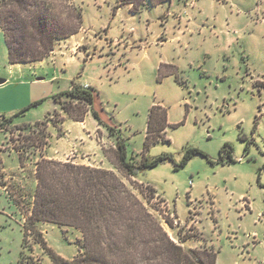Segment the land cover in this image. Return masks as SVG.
Returning <instances> with one entry per match:
<instances>
[{"label":"rangeland","instance_id":"rangeland-1","mask_svg":"<svg viewBox=\"0 0 264 264\" xmlns=\"http://www.w3.org/2000/svg\"><path fill=\"white\" fill-rule=\"evenodd\" d=\"M55 1L82 6L84 28L81 15V21H76L78 33L57 40L48 53L51 59L36 65L42 84L19 90L10 86L1 94L0 122L11 119L0 123V264H55L32 234L28 232L23 241L35 189V162L45 156H56L50 158L61 162L83 158L89 166L113 170L174 241L176 232L184 237L196 234L181 244L215 250L216 264H264V219H257L264 212V0H172L169 18H180L167 25L162 38L173 36L174 41L158 53L173 57L177 64L173 76L162 79L140 53L125 48L128 39L120 29L127 32L130 23L126 21L114 23L106 37H123V44L116 46L120 52L107 57L104 31L96 28L90 14V6L114 5L113 1L120 5L131 1L130 11L136 12L147 0ZM151 21L155 22L152 32L164 31L155 14ZM80 36L79 48L92 40L88 58L85 49L76 54V37ZM161 68L162 72L172 70ZM19 70L7 60L0 29V78L30 83L25 69ZM72 82L93 87L94 108L103 123L91 112L83 123L75 122L60 110L55 97ZM21 91L38 98L21 112H3L20 102L17 94ZM153 103L165 106L168 123L176 125L166 127L162 139L143 151ZM82 109L76 104L73 112ZM42 120L39 127L25 128ZM108 127L114 128L115 135L109 134ZM118 139L125 143L128 160L131 155L140 158L142 152L148 161L163 159L126 179L112 167ZM225 145L231 148V159L228 150H223ZM10 146L22 149V157L16 151L8 154ZM188 149L202 154L184 159ZM148 185L156 191L152 198L147 195ZM36 224L52 253L66 260L79 253L77 229L50 222Z\"/></svg>","mask_w":264,"mask_h":264},{"label":"trees","instance_id":"trees-1","mask_svg":"<svg viewBox=\"0 0 264 264\" xmlns=\"http://www.w3.org/2000/svg\"><path fill=\"white\" fill-rule=\"evenodd\" d=\"M164 1L168 0L145 2L149 6ZM59 3L55 0H0V29L9 64L42 60L57 40L77 32L76 21H81L82 8L69 1L63 5ZM161 67L157 69L158 79L172 73L162 72ZM55 98L60 100V110L72 120L82 121L85 113L90 111L101 122L92 109V87L72 82L68 90ZM76 104L83 108L78 114L73 112ZM167 118L165 106L153 103L149 107L143 151L162 139L166 127L176 125L168 123ZM10 119L3 121L10 122ZM42 122L37 121L25 128L39 127ZM108 129L110 135H115L114 128ZM223 150H228L231 159V148L225 145ZM196 153L201 152L188 149L184 159ZM114 158L113 169L128 179L133 178L139 168L152 166L163 156L148 161L142 152L140 158L131 155L128 160L125 143L118 139L114 142ZM34 174L33 202L26 217L23 241L28 232L32 234L41 247L49 251L55 264H216L215 250L181 244L197 237L196 234L191 232L184 237L176 232L177 241H174L158 217L113 170L41 157L35 162ZM147 189V195L154 197L155 188L148 185ZM163 220L173 227L171 220L164 217ZM40 221L77 229L80 233L79 253L71 260L52 253L36 228Z\"/></svg>","mask_w":264,"mask_h":264},{"label":"crops","instance_id":"crops-1","mask_svg":"<svg viewBox=\"0 0 264 264\" xmlns=\"http://www.w3.org/2000/svg\"><path fill=\"white\" fill-rule=\"evenodd\" d=\"M113 2H114V5H111L109 2H107V3H105L104 6H101V7H99L98 5H96V7L90 6V14L92 16L93 22L97 26L96 28H101V30L104 31L103 37H105L104 40L107 41V43H108L107 47L109 48V50L107 52V54H108L107 57H109L111 59V58L115 57L120 52V49L117 48L116 46H120L123 44V39H122L123 37L122 38L121 37L106 38V37L108 35H110V32L112 30V26L114 23H116L118 21H120V22L126 21L127 23H130L129 24L130 27L126 29L127 32H125L124 29H122V28L120 29L121 35H125L126 38L128 39V41L125 42V48L130 47L129 52H131V50H132L131 48H134L135 53H137V54L140 53L141 59H144L145 61H147V64H149V66L152 67L156 72H157V69L160 65H162L163 67H165V66L170 67L172 69L170 72H172V73L168 74L162 78H171L174 74L173 68L176 67L177 63L175 62L173 57H171L169 55L162 56L161 53H158V52L161 48H163V46L165 44H167L168 42L174 41L173 36L172 37L171 36H168V37L164 36L162 38L163 35H167L166 34L167 25L169 23H171V21H177L180 18L177 15H174L173 18H169V17L173 16L169 11H167L168 9H170L173 6L172 0L164 1L162 3H154L153 5H149V6L142 4V8H139L138 11H136V12L130 11V7H131V3H132L131 1H129L123 5L118 4V2H116V4H115V1H113ZM166 5H167V7H166ZM154 14L156 15V18L158 19V24L165 26V27L163 26V29H164L163 32H161L160 30L158 31V33L151 31L150 26L155 24L154 21H151V18ZM137 18H138V21H137V23H135L134 21ZM84 23H85L84 12L82 9V25H81V28H84V25H83ZM115 26H116L115 28H118L117 25H115ZM77 33L78 32H76V34ZM99 38L101 39L102 35H99ZM82 39H83V36H80L78 38L76 37V54L78 52L81 53L85 49L83 51V53L85 52V55L88 58L89 54H90L89 50L91 47L92 40H90L88 42L89 45L87 47L84 46L83 48L82 47L79 48V44L81 43V42L79 43V41H81ZM94 40H96V38ZM233 40L234 39L232 37L229 38L230 42H232ZM97 42L98 41H96L94 43V46L97 44ZM49 57H50V55H48V58L46 57V59L44 58L42 60L33 61V62L12 63L11 64L12 66L21 67V70H19V71L23 72L25 69L28 76H30L29 77L30 83H28V81H19V80L11 82V83H9L8 81L7 82L4 81L3 84H0V99L2 98V95H1L2 92L10 86H14L15 88H13V89L19 90V88L23 87V86L30 87L33 85L42 84L41 80H43V79L41 76L37 75L39 73L37 71L36 65H38V64L40 65L41 63H43L47 59H51ZM22 65L26 66V67L22 68L23 67ZM31 69H35V70H32L33 72L31 71L32 73H29L28 70H31ZM31 75H34V76L31 77ZM22 76H24V75H22ZM78 85H82V86L87 85V86L92 87L88 83H82V84H78ZM24 93H26V92L21 91L20 93H18L17 94V100L20 102H18L17 104H15L12 107L4 109L3 112H5V110L19 111V110L24 108L25 104L33 103L38 98L31 93H26L25 94L26 99L22 100V98H23L22 95ZM94 99H95V97H94V91H93L92 109L96 111V108H94V106H95V104H94L95 100ZM96 112L98 113V117L100 115V117L102 119V115L99 114L98 111H96ZM88 113H90V111H87L85 113V115H87ZM102 120L104 121V119H102ZM102 120H100V121L102 122ZM77 122L83 123L84 119L82 121H77ZM13 151H16L18 156L20 155L19 152L21 150L20 149H14L12 146L8 147V150H6V152L8 154H11ZM1 152L2 151H0V163H3L2 157H1V154H2ZM45 157L46 158H50V157L57 158L56 156H45ZM72 162L78 163V164L80 163V164L91 165L90 163L83 162V158H80V161H76V162H75V160H72ZM102 167L109 169L108 167H105V166H102ZM35 183H36V180H35ZM32 200H33V194H32ZM37 223H39V222H37Z\"/></svg>","mask_w":264,"mask_h":264},{"label":"built area","instance_id":"built-area-1","mask_svg":"<svg viewBox=\"0 0 264 264\" xmlns=\"http://www.w3.org/2000/svg\"><path fill=\"white\" fill-rule=\"evenodd\" d=\"M257 219H264V212L258 213Z\"/></svg>","mask_w":264,"mask_h":264},{"label":"water","instance_id":"water-1","mask_svg":"<svg viewBox=\"0 0 264 264\" xmlns=\"http://www.w3.org/2000/svg\"><path fill=\"white\" fill-rule=\"evenodd\" d=\"M5 81L4 78H0V84H2Z\"/></svg>","mask_w":264,"mask_h":264},{"label":"clouds","instance_id":"clouds-1","mask_svg":"<svg viewBox=\"0 0 264 264\" xmlns=\"http://www.w3.org/2000/svg\"><path fill=\"white\" fill-rule=\"evenodd\" d=\"M61 21L63 22V19Z\"/></svg>","mask_w":264,"mask_h":264}]
</instances>
